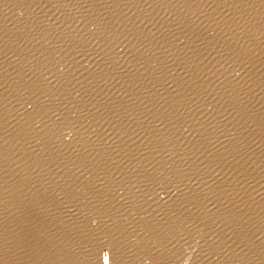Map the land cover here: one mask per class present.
<instances>
[{"label": "water", "instance_id": "obj_1", "mask_svg": "<svg viewBox=\"0 0 264 264\" xmlns=\"http://www.w3.org/2000/svg\"><path fill=\"white\" fill-rule=\"evenodd\" d=\"M264 264V0H0V264Z\"/></svg>", "mask_w": 264, "mask_h": 264}, {"label": "snow or ice", "instance_id": "obj_2", "mask_svg": "<svg viewBox=\"0 0 264 264\" xmlns=\"http://www.w3.org/2000/svg\"><path fill=\"white\" fill-rule=\"evenodd\" d=\"M108 260H109V256H108V253L106 252L104 254V264H108Z\"/></svg>", "mask_w": 264, "mask_h": 264}]
</instances>
